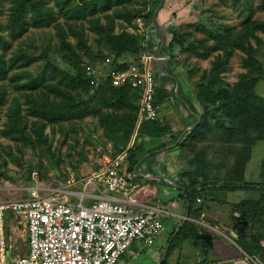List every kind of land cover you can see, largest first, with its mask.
<instances>
[{
	"label": "rangeland",
	"instance_id": "obj_1",
	"mask_svg": "<svg viewBox=\"0 0 264 264\" xmlns=\"http://www.w3.org/2000/svg\"><path fill=\"white\" fill-rule=\"evenodd\" d=\"M156 1L158 0H89L84 4L97 2L96 8L87 6L85 14L80 17V10L84 5L80 0H0V58L6 71L0 78V90H5L4 100L0 104V194H13L29 187L31 181L27 178L31 175V170L40 171V178L45 183L54 179L66 181L72 171L87 176L92 163L103 149L119 152L125 148L123 140L120 139L127 127L136 121V107H140L139 98L135 99L129 95L119 109L110 102L100 103L102 94L96 96L92 90L75 89L69 92L83 91L82 104L87 103L86 112L82 116L79 112L45 114V110L60 101V89H66L61 73H75L78 70L64 57L69 49L78 53L82 66L95 61L93 64L107 68L108 65L104 62L107 59H112L122 67L127 61L134 59L133 54L140 52L142 47L141 54L152 46L160 45V36L152 17V8L155 4L158 5ZM22 4L25 5L23 25L11 32L9 27L15 10ZM167 4L168 1L164 2L158 21L166 33V45L172 42L176 33L177 38L184 41V46L177 44L172 48L171 67L176 78L182 86L184 85L183 88L189 87L190 92L186 97L190 98L196 107L200 108L196 99L198 85L206 80L204 75H210L215 62L223 56L226 39L219 40L218 37L225 33V25L234 28V32L228 34V42L230 43L232 37L233 46H226L229 47L231 56L218 79L225 87H232L239 75L247 70L245 59L249 53L244 45L252 43L253 55L260 63L255 67L256 75L260 77L255 89L258 96L264 98V28H261L264 24V0L176 1L175 7L163 17L164 10L168 9ZM180 5H184L183 10L178 7ZM40 10L44 11L46 16L45 21L37 25L35 13H40ZM244 24L247 28L257 25L260 27L250 34L249 38L244 39ZM97 25L99 31L106 33H99ZM108 34L122 39L124 45ZM222 41L225 44L219 48ZM188 46L190 51L186 50ZM160 80L171 83L165 77ZM208 82L207 79L205 83ZM169 101L174 108L181 109L182 113L184 111V114L193 120L196 119L189 112L185 102L176 97L170 98ZM169 101H166V105L171 107ZM161 108L162 106L160 112ZM115 114H123L122 130H115ZM18 117L22 121L18 125L19 130L15 131L14 123L20 121ZM166 123V120H162L160 126H165ZM138 134L136 125L128 146L130 148L134 142L137 144L142 141L148 148L147 154L169 141L153 139L145 130L139 134L140 137ZM217 135L220 133L217 132ZM249 136L256 141L250 148L244 177L238 179L239 184L236 185H232L234 180L231 177H237L241 170L232 171L236 165L235 151H241L244 145H235L230 140L223 142L217 137L214 140L208 137L198 143L199 155L209 163L206 166L212 170L216 183L230 187L242 184L264 185V138L259 136L258 130H251ZM240 138L246 139L242 135ZM175 142L176 140L172 144ZM194 143L195 141H191L186 147L164 149L156 154L161 153L165 161L174 163V166L185 164V171L194 168L196 171L197 164L192 165L197 153L196 148H192ZM156 154L149 155V161L153 162L157 158ZM127 167L128 162H125V170ZM179 170L181 171L171 176L173 184H177L182 178L184 168ZM228 172L231 173L229 177L232 182L227 177ZM188 174H193V171ZM187 177L189 180V176ZM249 189L253 198H260L264 191V187L260 190ZM246 190L244 193L248 194ZM11 216L12 213H7V231L13 238L19 239L21 231L15 230L10 224ZM171 218L173 219V216ZM171 218H164L165 228L162 234L154 245L144 247L143 258L153 260L159 248L163 251L173 230ZM22 242L26 245V236Z\"/></svg>",
	"mask_w": 264,
	"mask_h": 264
},
{
	"label": "built area",
	"instance_id": "obj_2",
	"mask_svg": "<svg viewBox=\"0 0 264 264\" xmlns=\"http://www.w3.org/2000/svg\"><path fill=\"white\" fill-rule=\"evenodd\" d=\"M159 46L147 49L138 60L127 61L125 69L112 59L104 61L107 68L86 65L94 86L107 80L113 86L130 84L138 90L137 128L160 115L156 104L160 58L154 52ZM112 152L107 149L97 157V167L87 176L72 171L66 181L45 183L33 171L29 187L0 197V264H118L135 241H141L143 248L154 245L165 228L164 209L158 205L134 208L139 184L124 168L127 151ZM7 213L26 227V254L12 251Z\"/></svg>",
	"mask_w": 264,
	"mask_h": 264
},
{
	"label": "trees",
	"instance_id": "obj_3",
	"mask_svg": "<svg viewBox=\"0 0 264 264\" xmlns=\"http://www.w3.org/2000/svg\"><path fill=\"white\" fill-rule=\"evenodd\" d=\"M81 2H86L89 0H80ZM160 0L156 1L159 3ZM96 3L93 2L90 5L88 3H85L80 10V17L83 16L87 10V6L96 8ZM156 4L152 8V17L154 10L156 8ZM24 8L25 5H18V7L15 10L14 14V19L12 20L10 24V30L11 32L16 31L19 26L23 25L24 19H25V13H24ZM39 13V12H38ZM37 12L35 13V21L37 25H39L40 22L45 21V12L40 10V13L38 14ZM96 13V12H94ZM93 13V14H94ZM99 25V24H98ZM97 25L96 29L98 32L101 34H105L106 31H99V26ZM243 28V38L247 39L249 38L250 34H252L254 31H256L260 25L253 26V27H248L246 24H244ZM261 28H264V24L261 26ZM234 32L233 26L225 25V33L223 35H220L218 37L219 40H222L225 38V43L222 41V43L219 45V48L223 47V44H225V49H223L222 53L223 56L220 57L216 62H215V67L212 69L210 75L205 76L204 79H208L209 82L205 83L203 81L201 84H199L196 92V99L199 103L200 108L195 107L194 104L192 103L191 99L186 97L184 95V89L183 86L173 73L172 69V48L175 45H180L184 46V41L182 39L177 38V33L174 34L172 42L169 44L165 45V48L163 50V53L167 55L168 63H169V72L175 76V78L179 82V92L176 94L175 88H176V83L175 80L170 77V76H159L158 73L156 75L157 77V95H156V104L159 106H162L166 104V101H169L170 98L176 97L179 101L181 102H188L191 111L189 112L196 118L195 120L192 119L191 117V123L190 125H193V123L198 121L197 117L192 113L197 112L201 116L200 122L193 128L190 129L189 132H186L184 137L187 135V137L180 141L178 144L179 147H186V145H189L191 141H195V145L192 146L193 149L196 148V157L195 160L192 161V165L197 164V170L195 171L196 168H194L191 171H184L183 172V187L186 192V197H185V202L188 204V210H189V216L190 213L192 212L194 206L198 202V199L200 198V195H203L205 192V186H207L211 181L212 183H215V177H212V170L210 168H207L206 164L208 165L207 161H204V157L199 155V150H198V143L205 141L208 137L214 140L215 137L220 139L223 142H228L230 140L231 143H237L243 144L244 148L236 152V165L232 169V171H239L241 170L240 174L235 177L232 176L231 178L234 180L232 185L239 184L238 179H242L244 177V169L246 166V162L249 159V152L250 148L253 145L254 139H251L249 136V132L251 130H258L259 136L264 138V98L258 96L256 92V84L259 81V76L256 75L257 69L255 68L258 64H260L254 57L253 51L254 47L252 43H249L247 45H244L245 50L249 53V56L247 59H245V65L247 67L246 72H243L239 75V79L232 85L231 88L225 87L222 85V81L218 79L221 70L225 69V66L229 62V58L231 56V53L229 52V47H226L228 45H232L231 43L233 42V38L230 37V43L228 42V34H232ZM109 37L116 38L119 42V44L124 43L121 41L122 39L116 37L114 34L109 35ZM108 38V37H107ZM2 38L0 37V40ZM243 43H241L242 45ZM233 46V45H232ZM240 46V45H238ZM171 47V49H170ZM186 50L190 51L191 48L190 46L186 47ZM143 51L140 50L137 54L134 55V60H138V57L140 56L141 52ZM228 52V55H227ZM129 53V52H127ZM131 53V52H130ZM140 53V54H139ZM65 59L71 64L74 65L78 70L75 73L69 72V71H63L61 73V76L63 80H65L66 84V89L62 90L60 89L61 93V100L53 103L50 107H48L45 110V114H55L57 112H65V113H70V112H79L80 115L82 116L86 112L87 108V103L84 105L82 104V94L83 91L77 92V93H71L69 91L75 90V89H81V90H86V91H91L94 93V95L98 96L99 94H102L100 103L107 104L110 102V104L116 105L117 108H122L124 105L125 99L130 96H134L135 99L139 98L138 90L133 87L132 85H123L120 87L113 86L109 81H104L102 84L99 86H94L91 84V77L88 75L86 71V66L81 64V57L78 55V53L73 52L69 49V52L64 55ZM80 61V63H79ZM95 61H92L90 64L94 65ZM4 62L0 58V78H2L3 74H6L5 69L2 67ZM128 67V63H125L120 66L121 69H125ZM162 77L168 78L171 83H167L164 81H161L160 79ZM207 77V78H205ZM172 84V85H170ZM108 91H111L109 93ZM4 95H5V90L1 89L0 90V104L4 100ZM131 98V97H130ZM129 100V99H128ZM80 106H82L80 108ZM106 106V105H104ZM138 110L137 118L134 125H130V127H127V130L125 131L124 135L121 136L120 141L123 140V143L125 144V148L121 151L118 152V150L113 151V155H117L118 153H121L122 151H127V157L125 162H128V167L126 169L127 173H132L134 171V168L136 165L145 157V155L148 153V148L145 146L144 142H134V144L129 148L128 144L130 143V139L132 134L134 133V129L136 128V125L138 123V116H139V106L136 107ZM114 116V127L115 130H122L123 128V114L122 115H113ZM20 118V117H18ZM121 120H120V119ZM162 118L160 116L156 120H145L143 121L140 126L138 127V132L141 134L144 130L146 134L153 138L157 139L160 138L161 135H163L165 132H169L170 128L165 125V126H160V123L162 122ZM261 120V122H260ZM22 119L20 118V121H15V127L13 130H19L18 125L21 123ZM217 132L220 133V135H217ZM10 134V132L8 133ZM138 134V135H139ZM245 137V140H242L240 136ZM138 137V136H137ZM140 137V135H139ZM239 138V139H238ZM96 140V139H95ZM177 140V137L172 141V143ZM229 142V143H230ZM171 143V144H172ZM168 143L158 146L157 148L162 149L165 147ZM234 145V146H235ZM128 146V147H127ZM107 149H103L97 157L102 155ZM154 151L151 152V155L154 156L156 153ZM234 153V152H232ZM198 155V156H197ZM96 157V158H97ZM149 157L151 156H146L145 159L149 161ZM144 159V160H145ZM146 160V161H147ZM125 164V163H124ZM97 167V164L95 162L92 163V166L90 167V173L92 172L93 168ZM78 171V169H76ZM193 174H188L189 172H192ZM39 176H40V171H38ZM89 173V174H90ZM31 175H32V170H31ZM29 176L27 180H30L32 183V176ZM78 176L80 173H77ZM231 173H227V177L230 180ZM189 176V180L188 177ZM214 178V179H213ZM134 179V178H133ZM202 179V180H201ZM204 179V180H203ZM210 182H207V181ZM236 180V181H235ZM230 182H232L230 180ZM230 187V185H229ZM230 188H236L230 187ZM201 199V198H200ZM202 201V199H201ZM248 204H239L240 207L243 209H238V211L243 215V217L246 218H254V215L259 211V208L261 209V206L259 205L258 200H250L248 201ZM261 203V202H260ZM263 207V206H262ZM199 208H195V212L198 213ZM254 214V215H253ZM253 215V216H252ZM188 222L186 220L185 224L182 226L181 230L176 234L174 237L177 238L179 237L184 229L188 226ZM194 235L200 236L198 231L194 230ZM174 233V232H173ZM263 235L261 234L259 238L257 236H250L247 238V244H243V247L247 250L249 254H253L254 252H259V255L261 259L264 261V245L260 244V239ZM173 239V240H174ZM244 243V242H243ZM173 243L170 245V251L172 249ZM27 253V252H25ZM24 253V254H25ZM163 264H167V258L163 262Z\"/></svg>",
	"mask_w": 264,
	"mask_h": 264
},
{
	"label": "crops",
	"instance_id": "obj_4",
	"mask_svg": "<svg viewBox=\"0 0 264 264\" xmlns=\"http://www.w3.org/2000/svg\"><path fill=\"white\" fill-rule=\"evenodd\" d=\"M166 1H168V9L164 10L163 17H166L169 10L175 7L176 1L184 2V0ZM178 7L183 10L184 5ZM188 88V86L183 88L185 96L190 92ZM169 103L171 107L164 104L160 112V117L167 121L166 124L170 128L167 134L160 136L161 141L167 142L169 140L167 142L169 144L165 147L171 145L176 137L178 138L183 131L191 126L190 123L192 122L191 117L184 114V111L182 113L181 109H176L170 101ZM194 106L196 107V105ZM165 147L157 149L154 153L164 150ZM148 155H151V153L146 154L136 165L134 171L130 172L135 183L139 184V188L134 192V196L138 201L134 208L140 209L145 205L162 207L164 209L161 214L163 221L164 218L168 219L173 216V219L171 218L173 230L163 251L161 252L162 249L159 248L155 254V259L143 258L144 248L142 242L137 240L124 254L119 264H163L166 258L167 264H264L259 252L249 254L243 247V244L248 245L247 238L250 236L259 238L262 234L260 244L263 245L264 243V191L260 198H253V195L249 194L250 191H248L249 188L260 190L264 185L242 184L235 186L236 188H230L229 185L221 183H209L205 186L206 190L203 195H200L202 201L196 203L189 216L188 204L185 202L186 192L182 186L184 181L183 172L186 170L185 164L180 163L174 166V163L165 161L161 153L156 154L157 158L152 162L145 159ZM181 168H184L182 178L177 184H173L171 176L181 171L179 170ZM244 190L248 194L244 193ZM6 195V193H2L0 197ZM250 200L259 201L261 209L259 208L258 212L260 213L253 214L254 218L252 219H245L238 211L239 208L243 209L239 204L246 203L250 205L248 203ZM197 207L199 208L198 213L195 212ZM10 218L11 221L9 220V222L13 225V228L21 231L19 239L13 238L11 234L14 245L12 251L24 254L28 251V243L25 245L22 242L24 236L27 238L26 227L16 221L13 215ZM186 220L188 226L179 237L173 238L174 240L171 241L176 230L179 229L180 231ZM15 224L17 227L14 226ZM194 230L198 231L200 236L194 235ZM171 243H173L172 249L170 251L169 246L166 258L163 261L164 251Z\"/></svg>",
	"mask_w": 264,
	"mask_h": 264
},
{
	"label": "water",
	"instance_id": "obj_5",
	"mask_svg": "<svg viewBox=\"0 0 264 264\" xmlns=\"http://www.w3.org/2000/svg\"><path fill=\"white\" fill-rule=\"evenodd\" d=\"M164 2H165V0H160L159 3H158V5H157V7L154 10V13H153L154 26H155V29H156L158 35L160 36V40H161L160 46L157 49H154V52L160 58V60L157 62V73H158V75L160 77L161 76H170V77H172L175 80V83H176L175 92H176V94H178V91H179V82L175 78V76L169 72V63H168V60L166 58H164L163 55H162V52H163V50L165 48V45H166V42H167V38H166V33L164 32L163 28L159 24L158 14H159L160 10L162 9V7L164 5ZM185 104L188 106V109L191 111V107H190L189 103L188 102H185ZM192 113L197 117L198 122L195 125L189 126L188 129H186L185 131H183L179 135V137L177 138V140H176V142L174 144H171V145L165 147L164 149H170V148L177 147L178 144L180 143V141L182 140V138L184 137V135L186 134V132L188 130H190V129H193L200 122V120H201L200 114L199 113H196L194 111ZM187 214H188V212H187ZM178 232H179V229L176 230L175 234L171 238V241L176 236V234H178ZM234 234L237 235L235 232H234ZM169 246H170V244L166 247V249L164 251L163 261L166 258L167 252L169 250Z\"/></svg>",
	"mask_w": 264,
	"mask_h": 264
},
{
	"label": "bare ground",
	"instance_id": "obj_6",
	"mask_svg": "<svg viewBox=\"0 0 264 264\" xmlns=\"http://www.w3.org/2000/svg\"><path fill=\"white\" fill-rule=\"evenodd\" d=\"M26 254V253H25Z\"/></svg>",
	"mask_w": 264,
	"mask_h": 264
}]
</instances>
